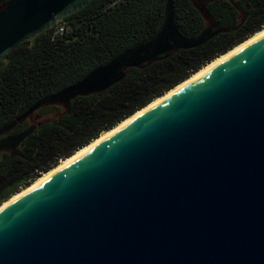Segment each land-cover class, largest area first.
Masks as SVG:
<instances>
[{"label": "water", "instance_id": "1", "mask_svg": "<svg viewBox=\"0 0 264 264\" xmlns=\"http://www.w3.org/2000/svg\"><path fill=\"white\" fill-rule=\"evenodd\" d=\"M91 0H10L0 60ZM167 0L157 34L0 129L20 156L34 130L2 137L46 104L105 91L124 70L192 49ZM0 264H264V35L0 209Z\"/></svg>", "mask_w": 264, "mask_h": 264}, {"label": "trees", "instance_id": "2", "mask_svg": "<svg viewBox=\"0 0 264 264\" xmlns=\"http://www.w3.org/2000/svg\"><path fill=\"white\" fill-rule=\"evenodd\" d=\"M9 1L0 0V10ZM196 1L173 0L174 23L186 37L206 27ZM166 2L91 0L10 51L0 60V129L41 99L153 38ZM203 5L222 28L204 44L126 68L123 79L103 92L78 96L68 104L43 105L17 122L9 133L35 128L19 144L20 156L0 150V204L264 28V0H246L241 9L228 0H204ZM44 108H51L53 115L31 124L30 118Z\"/></svg>", "mask_w": 264, "mask_h": 264}, {"label": "bare ground", "instance_id": "3", "mask_svg": "<svg viewBox=\"0 0 264 264\" xmlns=\"http://www.w3.org/2000/svg\"><path fill=\"white\" fill-rule=\"evenodd\" d=\"M264 35V28L258 32L257 34H255L253 37H251L250 39H248L247 41L241 43L240 45H238L237 47H235L234 49H232L231 51H229L228 53H226L225 55L217 58L216 60H214L213 62H211L210 64H208L207 66H205L202 70H200L196 75H194L192 78H190L189 80H187L186 82H184L183 84H181L180 86H178L177 88H175L174 90H172L171 92H169L168 94H166L165 96L157 99L156 101H154L151 105H149L148 107H146L145 109L139 111L138 113H136L133 117H131L130 119L124 121L123 123H121L119 126H117L115 129L103 134L98 140L94 141L93 143H91L89 146L85 147L84 149H82L80 152H78L77 154H75L72 158L64 160L60 163L59 166H57L55 169H53L52 171H50L47 174H44L42 177H40L37 181H35L31 186H29L28 188L24 189L21 193L13 196L12 198H10L8 201L4 202L1 206L0 209H2L4 206L8 205L9 203L13 202L14 200H16L18 197H20L21 195L25 194L26 192H28L29 190L33 189L34 187H36L37 185H39L40 183H42L44 180H46L47 178H49L51 175H53L54 173H56L57 171H59L62 167H64L66 164L70 163L71 161L75 160L76 158L80 157L81 155H83L84 153L88 152L90 149H92L94 146H96L97 144H99L101 141H103L104 139H106L107 137H109L110 135H112L114 132H116L118 129H120L121 127H123L124 125H126L127 123H129L130 121H132L133 119H135L136 117H138L139 115H141L142 113L146 112L147 110L153 108L154 106H156L157 104H159L160 102H162L164 99H166L167 97H169L170 95H172L173 93H175L176 91H178L180 88L186 86L187 84L191 83L192 81L196 80L197 78L201 77L202 75H204L206 72H208L210 69H212L213 67H215L216 65L220 64L222 61H224L225 59H227L228 57H230L231 55H233L235 52H237L238 50H240L241 48H243L244 46L248 45L249 43L253 42L254 40L258 39L259 37Z\"/></svg>", "mask_w": 264, "mask_h": 264}, {"label": "flooded vegetation", "instance_id": "4", "mask_svg": "<svg viewBox=\"0 0 264 264\" xmlns=\"http://www.w3.org/2000/svg\"><path fill=\"white\" fill-rule=\"evenodd\" d=\"M228 1L234 4V6H236L237 8L241 9V6L244 5L246 0H228ZM203 2L204 0H200V2L196 1V4L198 3V8L204 13V16H205V26L206 27L204 29L212 28L215 30V29L220 28L222 30L217 20L204 8ZM8 135H11V133L8 132L4 134L2 137L8 136Z\"/></svg>", "mask_w": 264, "mask_h": 264}, {"label": "rangeland", "instance_id": "5", "mask_svg": "<svg viewBox=\"0 0 264 264\" xmlns=\"http://www.w3.org/2000/svg\"><path fill=\"white\" fill-rule=\"evenodd\" d=\"M61 27V26H60ZM53 115V111H52V109L51 108H44V109H42V110H40V111H38V112H36L31 118H30V123L31 124H36V123H38V122H40L41 120H44V119H46L47 117H50V116H52ZM61 161V160H60ZM59 161V162H60ZM60 164V163H59ZM40 177H42V175L40 176ZM36 181V180H35ZM34 181V182H35ZM33 182V183H34ZM32 183V184H33ZM31 184V185H32ZM28 188V187H27ZM24 189H26V188H22L21 190H20V192H18V194L19 193H21ZM17 195V194H16ZM4 202H2V204H3ZM2 204H0V206L2 205Z\"/></svg>", "mask_w": 264, "mask_h": 264}, {"label": "built area", "instance_id": "6", "mask_svg": "<svg viewBox=\"0 0 264 264\" xmlns=\"http://www.w3.org/2000/svg\"><path fill=\"white\" fill-rule=\"evenodd\" d=\"M59 31H62V28L61 27L59 28Z\"/></svg>", "mask_w": 264, "mask_h": 264}]
</instances>
